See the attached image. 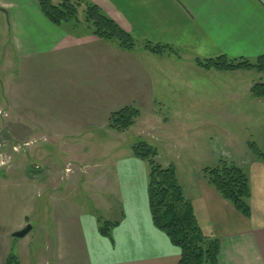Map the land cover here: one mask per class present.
Masks as SVG:
<instances>
[{
	"label": "crops",
	"instance_id": "crops-1",
	"mask_svg": "<svg viewBox=\"0 0 264 264\" xmlns=\"http://www.w3.org/2000/svg\"><path fill=\"white\" fill-rule=\"evenodd\" d=\"M88 1L136 40L132 51L93 35L85 26L52 23L36 0H0V27L10 34L9 48L0 52V110L8 114L0 118V127L18 143L38 142L15 154L12 166L0 168V264H8L10 255L19 264H178L181 250L152 220L147 163L133 150L115 167L112 189L118 213L107 220L67 196L59 198L64 174L57 162L49 164L56 151L40 142L63 143L70 159L67 168L90 156L87 143L100 131L124 133L109 127L111 114L123 108L152 111L154 122L168 119L166 124L173 117L160 115L159 108L174 110V116L176 111H192L186 115L195 123L201 121L202 110L220 109L203 102V71L227 91L233 90L235 80L246 83L243 74L255 73L205 70L197 61L222 56L255 61L264 56V0ZM147 44L169 48L154 53ZM254 81L228 93L231 102L224 107H264V99L252 95ZM241 89L244 98L234 103L233 94ZM149 126L154 128L151 122ZM250 143L264 152V139L249 142L248 153L235 162L250 179V218L206 178L187 171L182 179L178 169L202 227L220 241L218 264H264V161ZM85 174L76 172L69 180L73 190L91 188L94 183L84 181ZM99 218L117 223L112 240L100 233ZM27 225L32 230L26 236H13ZM34 236L45 239L41 253L32 250Z\"/></svg>",
	"mask_w": 264,
	"mask_h": 264
},
{
	"label": "rangeland",
	"instance_id": "rangeland-1",
	"mask_svg": "<svg viewBox=\"0 0 264 264\" xmlns=\"http://www.w3.org/2000/svg\"><path fill=\"white\" fill-rule=\"evenodd\" d=\"M6 22L7 26L9 23L8 16ZM9 38V30L7 29V31L5 30L3 32L1 26L0 52L9 48L7 46L8 42H6ZM1 70H3L2 66L0 67V74ZM251 71L255 73L253 76L252 74H243L245 80L244 78H242V80L246 82L243 86L240 82L235 80L232 82L234 84L233 90L230 89L228 91L222 82L204 77L203 71L201 79L207 82L206 96H204L203 102L210 105L218 104L220 109L202 110L201 121L195 123L191 122L186 115L190 114L192 111H176L174 116V110H163L159 108L157 112L160 115L165 116V118H169L168 116L173 117L168 124H166L168 119L156 120V122H154L155 119L151 115L152 111H141L139 109L141 114L136 124L130 129L123 131L124 133H110V131L106 130L100 131L97 136H92V142L87 143L90 149V156L85 157L81 164L72 162L73 164L70 163L66 168V164L70 160L67 155V148L63 146V143L55 145V143L44 139L40 143L48 149L56 151L53 157H49V159L52 160L49 161V159H47V162L49 161V164L51 162H57L59 164L60 173H63L65 177L66 182L59 191V198L61 199V196L66 198L67 196L70 200L75 202V205H82V207L88 208V210L104 219L112 220L115 218L118 213L116 210L117 196L112 189L113 183L116 181L115 167L119 161L126 160V158L132 154L133 146L140 141H147L156 146L159 149V156L157 158L158 163L164 167L175 164L177 173L178 169L181 171L182 179L184 178L183 173L187 171H190L195 177L207 179L204 172L205 168L215 167L222 158L238 163L237 160L242 159V156L248 153L247 145L249 142L255 140L261 142L264 139V107L250 110L224 107L225 104L231 102L226 98L228 93L232 94L238 87H245L247 82L252 81L253 78H255L254 85L264 82V73L258 72L257 70ZM219 75H221V73ZM248 76L250 77L249 80ZM241 91L242 89L233 94L234 103L244 98V94ZM1 94L0 87V97ZM242 103L243 102H241V104ZM1 105L2 104H0V106ZM0 113V118H2V110H0ZM4 116H8V114H4ZM150 122L152 123V127H154L152 129L149 126ZM158 124L164 126L159 128L157 127ZM0 125H2V121H0ZM115 134L118 135V137H116ZM23 143L14 141L4 133L3 126L0 127V159H5V164H7V166L3 168H8L13 165L16 158L15 154H18L13 151V148H17ZM26 143L30 144L32 148L38 145L37 140L27 141ZM78 159L79 158H77V160ZM79 170H84L86 173L84 175V181L87 180L94 183L89 190H84L79 187L73 190L72 181L69 182V180L76 177V172L78 175L84 172ZM49 172L50 171H47L45 174H42V176L46 178ZM99 182H101V189L98 188ZM67 186L71 187L67 189ZM33 239L34 243L32 250L34 253L36 252L37 254L38 252L41 253L44 251L45 239L35 236Z\"/></svg>",
	"mask_w": 264,
	"mask_h": 264
},
{
	"label": "trees",
	"instance_id": "trees-1",
	"mask_svg": "<svg viewBox=\"0 0 264 264\" xmlns=\"http://www.w3.org/2000/svg\"><path fill=\"white\" fill-rule=\"evenodd\" d=\"M43 14L54 24L73 23L85 26L93 35L112 42L125 51H132L136 40L111 19L99 6L88 0H36ZM146 48L161 53L168 46L147 44ZM197 64L205 70L233 72L238 70H257L264 73V56L255 61L231 59L227 56L210 60H198ZM252 95L264 99V82L253 85ZM140 111L126 107L111 114L109 127L123 132L136 124ZM250 149L264 161V152L254 143ZM138 159L148 164V198L152 220L157 229L164 232L171 243L181 250L178 264H218L220 241L207 233L196 214L194 203L186 197L184 187L178 179L175 164L164 167L158 163L159 149L147 141H140L132 148ZM209 184L237 211L247 218L252 215L250 205L251 187L247 172L233 161L219 160L212 168L204 170ZM117 223L99 218V231L112 238ZM8 264H19L14 255Z\"/></svg>",
	"mask_w": 264,
	"mask_h": 264
},
{
	"label": "water",
	"instance_id": "water-1",
	"mask_svg": "<svg viewBox=\"0 0 264 264\" xmlns=\"http://www.w3.org/2000/svg\"><path fill=\"white\" fill-rule=\"evenodd\" d=\"M32 230V226L28 225L27 227H25L23 230L16 232L13 236L16 238H23L24 236H26L30 231Z\"/></svg>",
	"mask_w": 264,
	"mask_h": 264
},
{
	"label": "built area",
	"instance_id": "built-area-1",
	"mask_svg": "<svg viewBox=\"0 0 264 264\" xmlns=\"http://www.w3.org/2000/svg\"><path fill=\"white\" fill-rule=\"evenodd\" d=\"M30 144H28V143H25L24 145H19L17 148H13V150L15 151V152H18L20 149H22V147H24V146H29ZM1 152V151H0ZM6 163V160L5 159H0V166L1 167H4V166H6L7 164H5Z\"/></svg>",
	"mask_w": 264,
	"mask_h": 264
}]
</instances>
